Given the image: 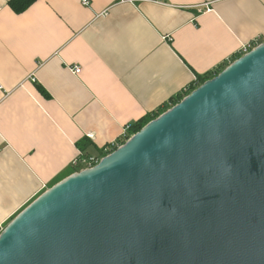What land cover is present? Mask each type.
<instances>
[{"label":"water","instance_id":"1","mask_svg":"<svg viewBox=\"0 0 264 264\" xmlns=\"http://www.w3.org/2000/svg\"><path fill=\"white\" fill-rule=\"evenodd\" d=\"M0 264H264V42L32 201Z\"/></svg>","mask_w":264,"mask_h":264},{"label":"crops","instance_id":"2","mask_svg":"<svg viewBox=\"0 0 264 264\" xmlns=\"http://www.w3.org/2000/svg\"><path fill=\"white\" fill-rule=\"evenodd\" d=\"M10 1L0 0V232L80 157L264 42V0H38L22 14Z\"/></svg>","mask_w":264,"mask_h":264},{"label":"trees","instance_id":"3","mask_svg":"<svg viewBox=\"0 0 264 264\" xmlns=\"http://www.w3.org/2000/svg\"><path fill=\"white\" fill-rule=\"evenodd\" d=\"M38 0H11L10 1V7L12 8V10L16 13V14H22L24 13L26 10H28L35 2H37ZM242 56L239 57H235L232 60V63L234 61H236L237 59H239ZM230 64L223 66L219 69H217L216 71H212L209 73H206L204 76H199L197 83L191 87L190 92L187 93L186 96H188L190 93H192L194 90H196L198 87H200L202 84H204L206 81L211 80L213 78H215L216 76H218L225 68H227ZM185 96V97H186ZM184 96L182 97H178L176 99H174L170 104L166 105L164 108L160 109V111L158 113H153L150 114L144 118H142L140 121H138L137 123H135L134 125H132L130 127L129 133L127 135L126 138L121 139V141H119V143L115 144V145H111L108 149L100 151L99 155L96 156V158L98 159V161H100L102 158L106 157L107 155L113 153L114 151H116L119 146L123 145L130 137H132L133 135H135L136 133H138L142 128H144L148 123H150L151 121L155 120L156 118H158L160 115H162L163 113H165L166 111H168L169 109H171L172 107H174L175 105H177L179 102H181L184 98ZM86 157H93L92 155L87 154ZM96 165V164H95ZM94 165V166H95ZM86 169V166L81 165V167L76 170V172H80L82 170ZM72 173V174H74ZM12 221V220H11ZM10 221V222H11ZM9 222V223H10ZM8 223V224H9ZM7 224V225H8ZM1 233V232H0Z\"/></svg>","mask_w":264,"mask_h":264},{"label":"built area","instance_id":"4","mask_svg":"<svg viewBox=\"0 0 264 264\" xmlns=\"http://www.w3.org/2000/svg\"><path fill=\"white\" fill-rule=\"evenodd\" d=\"M83 4L84 5H89L90 2H89V0H83ZM209 6H210V4L203 5L204 8H207V10H209ZM255 47H257V45H254V46L253 45L245 46L243 48V50H242L243 51V54L245 55V54L249 53ZM75 73L76 74H80L81 73V68L80 67H76L75 68ZM129 130H130V127H127L123 138H126L127 137L128 133H129ZM74 163H75L74 165H84V166H86V169H88V168L93 167L95 164L99 163V161H98V159L96 157H80Z\"/></svg>","mask_w":264,"mask_h":264},{"label":"rangeland","instance_id":"5","mask_svg":"<svg viewBox=\"0 0 264 264\" xmlns=\"http://www.w3.org/2000/svg\"><path fill=\"white\" fill-rule=\"evenodd\" d=\"M1 232H2V230H1Z\"/></svg>","mask_w":264,"mask_h":264}]
</instances>
